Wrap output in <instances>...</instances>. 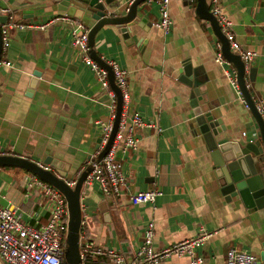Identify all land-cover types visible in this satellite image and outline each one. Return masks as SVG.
Listing matches in <instances>:
<instances>
[{
    "label": "crops",
    "instance_id": "crops-1",
    "mask_svg": "<svg viewBox=\"0 0 264 264\" xmlns=\"http://www.w3.org/2000/svg\"><path fill=\"white\" fill-rule=\"evenodd\" d=\"M61 2L0 0L14 22L45 24L42 29L8 31L1 59L10 65L0 66V154L35 162L58 160L65 171H52L75 182L99 158L109 99L72 45L70 25L49 23L67 15L89 28L91 12L80 3L63 6ZM129 2L107 0L106 8L115 13ZM194 5V0H169L170 28L164 33L155 26L156 4L143 2L138 14L141 27H130V44L108 25L93 38L92 49L102 60L114 61L127 71L130 113L151 124L133 129L135 149L117 148L115 154L126 179L125 192L158 188L160 194L153 202L133 206L126 196H103L95 185L81 184V234L119 252L124 264H139L136 250L148 222L153 224L154 250L200 230L215 231L196 249L208 264H223L230 248L258 259L259 242L264 239V208L247 212L239 202L221 196L198 136L187 124L189 88L178 80L186 65L199 89L205 90L210 111L226 127L229 139L243 132L250 139L258 135L229 81L234 68L227 61H215L216 38L208 23L196 16ZM219 5L236 41L255 54L244 68V84L254 101L264 103V0H219ZM4 171L0 170V204L24 221L44 223L45 200L39 189L29 185L32 174ZM101 260L94 263L102 264ZM157 264H188V259L171 257Z\"/></svg>",
    "mask_w": 264,
    "mask_h": 264
},
{
    "label": "built area",
    "instance_id": "built-area-1",
    "mask_svg": "<svg viewBox=\"0 0 264 264\" xmlns=\"http://www.w3.org/2000/svg\"><path fill=\"white\" fill-rule=\"evenodd\" d=\"M151 1L156 4L158 11V21L155 23V26L160 27L166 33L170 28L168 14L169 0H146L144 3ZM206 2L210 13L216 19L220 32L228 43L229 49L240 55L245 68L254 57V52L243 49L236 41L231 31V22L221 11L219 0H206ZM7 11L6 8L0 7V14L6 17V21L0 26L2 52L8 46V31L10 29L17 28L21 30L28 27L42 29L45 26V24L30 25L14 22L13 17L7 15ZM56 21L66 22L70 25L72 45L78 51L83 64L88 66L94 73L100 88L109 99L107 108L108 120L101 124L100 145L98 147V152H101L107 142L115 117V93L109 86L106 70L100 67L89 56L88 26L79 19L67 15L51 18L49 23ZM214 46L216 49L215 61L222 63L224 59L220 54V44L217 40L214 42ZM105 62L111 70L114 85L119 91L121 98L120 112L116 130L108 149L101 158L94 159L89 163V170L86 171L82 183L84 186L96 184L98 191L103 196H126L127 201L133 206L151 203L160 194L159 189L152 188L126 193V179L120 170V164L115 154L117 148L122 150L135 149L136 139L133 136V129L143 126L150 127L151 124L143 123L136 112L128 113L129 94L126 84L127 71L120 68L114 61L109 60ZM2 65L9 66L10 63L0 59V66ZM229 81L236 96L244 103L236 83L234 72L230 75ZM245 88H248L246 84ZM254 106L260 115H264V103L262 101H254ZM68 183L72 186L74 182ZM29 185L39 189L45 200L47 212L46 221L39 225L24 221L11 208L0 204V260L4 264H64L63 249L68 216L65 200L56 189L40 181L33 175L29 178ZM81 224L78 239L79 264H95L94 260L96 258H101L102 264H124L119 252L108 248L100 242L83 236L81 234ZM214 233L215 231L208 232L200 230L193 237L173 242L154 250L151 245L153 224L152 222H148L142 230V240L136 250V257L139 259V264H157L160 260L180 256H185L188 259V264H208L196 254V249L202 246L204 241ZM223 264L260 263L254 254L240 249L230 248L225 254Z\"/></svg>",
    "mask_w": 264,
    "mask_h": 264
},
{
    "label": "water",
    "instance_id": "water-1",
    "mask_svg": "<svg viewBox=\"0 0 264 264\" xmlns=\"http://www.w3.org/2000/svg\"><path fill=\"white\" fill-rule=\"evenodd\" d=\"M62 1L63 6L80 3L83 8L91 12L92 25L88 28L87 38L90 46L89 56L100 67L106 70L110 88L116 96L115 117L112 129L106 144L99 154V158L108 149L116 130L121 98L115 87L109 66L92 49L93 38L96 32L103 26H114L116 32L126 44H130L129 31L133 25H140V4L146 0H130L125 9H118L115 13L106 8L107 0H55ZM194 12L198 18L205 20L216 40L220 44L222 58L229 62L235 71L238 89L242 95L245 106L253 118L257 128V137L250 139L246 132L237 138L229 139L226 135V127L210 111V102L207 101L205 90L199 89V83L192 77L188 65L182 68L178 80L188 88V127L192 129L200 141L202 149L207 156L208 169L214 178L215 185L226 201L239 202L247 212L264 208V115H260L254 106V101L244 84V64L240 55L231 51L228 43L220 32L215 17L210 13L206 0H194ZM91 9V10H90ZM72 11V8H71ZM81 13V11H77ZM112 13V14H111ZM78 15V14H77ZM6 21L4 15H0V26ZM1 32H0V59H1ZM251 79L252 68L249 69ZM15 166L29 172L40 181L56 189L64 198L68 212L66 223V236L64 240L63 262L64 264H79L78 239L81 224L80 191L86 171L82 172L73 185H69L61 176L51 168L65 171L58 160L46 158L35 162L22 156L0 154V167ZM258 261L264 264V239L259 242Z\"/></svg>",
    "mask_w": 264,
    "mask_h": 264
},
{
    "label": "rangeland",
    "instance_id": "rangeland-1",
    "mask_svg": "<svg viewBox=\"0 0 264 264\" xmlns=\"http://www.w3.org/2000/svg\"><path fill=\"white\" fill-rule=\"evenodd\" d=\"M128 113H130V111L128 110ZM6 168V169H4ZM0 170H2V173H6L4 170H8V172L14 173L16 176H21V174L26 173L27 171L23 170L22 168L19 167H15V166H3L0 167ZM28 173V172H27ZM96 186V184H93ZM97 187V186H96ZM86 222L88 223L87 218L85 219ZM89 224V223H88ZM0 264H4L3 261L0 260Z\"/></svg>",
    "mask_w": 264,
    "mask_h": 264
},
{
    "label": "trees",
    "instance_id": "trees-1",
    "mask_svg": "<svg viewBox=\"0 0 264 264\" xmlns=\"http://www.w3.org/2000/svg\"><path fill=\"white\" fill-rule=\"evenodd\" d=\"M89 170V167H87L86 169H85V171H88ZM110 196H113V195H110ZM115 197V196H114Z\"/></svg>",
    "mask_w": 264,
    "mask_h": 264
}]
</instances>
